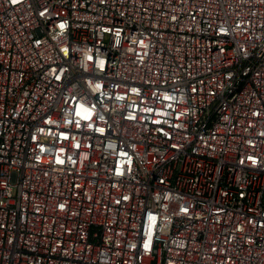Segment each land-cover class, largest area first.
Returning a JSON list of instances; mask_svg holds the SVG:
<instances>
[{
    "label": "built area",
    "instance_id": "built-area-1",
    "mask_svg": "<svg viewBox=\"0 0 264 264\" xmlns=\"http://www.w3.org/2000/svg\"><path fill=\"white\" fill-rule=\"evenodd\" d=\"M0 264H264V0H0Z\"/></svg>",
    "mask_w": 264,
    "mask_h": 264
}]
</instances>
